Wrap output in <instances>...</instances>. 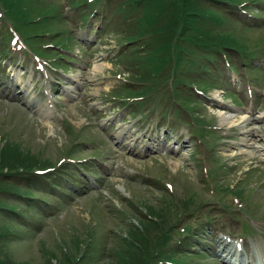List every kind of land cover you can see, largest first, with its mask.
Here are the masks:
<instances>
[{"label": "rangeland", "instance_id": "1", "mask_svg": "<svg viewBox=\"0 0 264 264\" xmlns=\"http://www.w3.org/2000/svg\"><path fill=\"white\" fill-rule=\"evenodd\" d=\"M96 23L92 18V28L73 24L75 39L66 43L68 49L48 43L47 50L61 56L37 57L24 43L19 47L10 41L11 56L0 58L3 153L27 150L29 156L56 163L60 156L69 158L65 146L75 141L71 152L83 166H77L74 193L50 190L54 192L45 197L52 206L40 202L53 211L44 215V222L21 220L34 233L10 241L13 257L23 264H69L95 244L111 245L128 256L131 238L139 234V229L129 228L141 226L142 211L158 213L156 201L166 193L163 182L177 197L196 190L199 207L184 221L211 227L190 238L195 244L187 246L186 264H231L229 257L264 264V72L253 78L228 66L222 69L223 81L210 84L206 95L198 93L202 101L194 103L205 120L192 117L179 104L178 117L172 110L161 114L158 109L141 115L136 110L149 104L118 97L139 90L128 74L140 68L128 70L130 61L119 56L120 40L112 33L99 35ZM250 36L264 37V25ZM46 38L43 43L49 42ZM257 54L254 61L264 65V48ZM165 89L168 94V87H160L153 101L166 102ZM223 108L234 113L231 122L222 119ZM216 183L224 194H215ZM233 191H240L242 203Z\"/></svg>", "mask_w": 264, "mask_h": 264}, {"label": "trees", "instance_id": "2", "mask_svg": "<svg viewBox=\"0 0 264 264\" xmlns=\"http://www.w3.org/2000/svg\"><path fill=\"white\" fill-rule=\"evenodd\" d=\"M263 12L264 0H0V58L12 54L11 29L20 34L29 51L57 55L41 47L48 43L66 46L74 39L73 24L78 21L92 28V18H96L94 29L99 35L112 33L120 40L119 56L130 61L128 70L139 66L131 79L145 85L137 91L141 99L148 100L160 87H168V94L166 89L162 92L168 95L167 105L176 113L179 109L174 104L178 103L195 115L199 91L204 94L210 84L220 83L223 67L253 78L263 76L264 65L254 60L264 47V37L250 36L264 25ZM44 36L49 42L43 43ZM74 142L65 146L69 158L61 156L56 163L29 156L27 150L18 155L0 149V264H23L13 257L10 241L34 233L21 220L42 223L45 214L53 213L40 204L52 206L44 195L54 192L50 190L74 193L78 188L77 166H83L71 152ZM161 190L166 193L156 201L158 213L142 211V228H129L139 229V234L131 238L128 256L114 252L111 245L95 244L86 246L69 264H91V259L109 257L114 264H186L190 238L206 229L201 223L184 221L198 209V193L187 189L184 197H177L165 185ZM214 191L224 194L218 184Z\"/></svg>", "mask_w": 264, "mask_h": 264}, {"label": "bare ground", "instance_id": "3", "mask_svg": "<svg viewBox=\"0 0 264 264\" xmlns=\"http://www.w3.org/2000/svg\"><path fill=\"white\" fill-rule=\"evenodd\" d=\"M222 110H223L222 115H221L222 119L227 121V122H231L234 119V116H235L234 113H230V110L228 108H223ZM242 114H244V113H242ZM242 118H243V120L246 119V117H242ZM234 247H235V245H234ZM236 260H238V259L235 258V260H232V259L228 258L229 263L234 262V264H236ZM238 262H239V264H241V263L244 264L241 260H238Z\"/></svg>", "mask_w": 264, "mask_h": 264}]
</instances>
